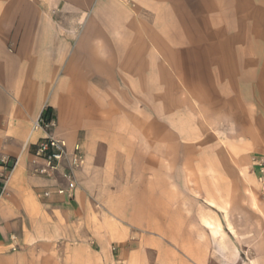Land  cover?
I'll return each instance as SVG.
<instances>
[{
	"label": "rangeland",
	"instance_id": "1",
	"mask_svg": "<svg viewBox=\"0 0 264 264\" xmlns=\"http://www.w3.org/2000/svg\"><path fill=\"white\" fill-rule=\"evenodd\" d=\"M172 2L48 9L75 32L81 63L96 46L101 71L94 85L80 87L81 105L91 129L104 133L97 140L117 148L108 189L129 192L134 224L139 206L156 203L155 191L161 212L174 210L161 215L163 230H129L127 241L108 231L112 264H126L118 262L121 248L130 264H264V183L255 169L259 162L264 173V102L250 81L259 71L249 70L264 62L263 29L256 33L248 16L223 21L201 0ZM108 218L117 224L121 216Z\"/></svg>",
	"mask_w": 264,
	"mask_h": 264
},
{
	"label": "crops",
	"instance_id": "2",
	"mask_svg": "<svg viewBox=\"0 0 264 264\" xmlns=\"http://www.w3.org/2000/svg\"><path fill=\"white\" fill-rule=\"evenodd\" d=\"M156 1L160 5L161 0ZM168 1L175 5V0ZM90 2L0 0V157L16 162L6 194L0 199V264H112L108 231L124 232L127 241L129 230L165 229L167 218L161 215L174 211L170 207L161 212L155 191L156 203L139 206L141 217L134 224L128 217L136 214L129 211V192L108 189V162L113 161L110 152L117 148L97 140L104 133L91 129L94 124L81 105L87 99L80 87L94 85L101 71L95 60L96 46L91 51L92 62L81 63L80 42L74 44L71 39L75 32L65 30L48 15L50 7L76 13L81 4ZM201 5L223 21L240 22L241 16H248L254 31L261 27L264 32V0H201ZM73 18L77 23L80 17ZM95 18L89 19V32L95 29ZM257 35L253 37H262ZM249 70L259 71L250 81L253 92H259L264 102V62L252 63ZM47 108L56 121L50 131L64 139L70 150L77 143L82 147L85 163L76 172L77 184L63 177L67 162L51 177L32 171L35 146L46 136L44 130L34 129V122ZM255 165L256 179L264 183L262 164ZM59 187H73V196L58 194ZM46 190L52 192L48 197ZM112 214L121 216L119 223L110 222ZM14 246L18 249L13 250ZM117 258L131 263L123 248Z\"/></svg>",
	"mask_w": 264,
	"mask_h": 264
},
{
	"label": "built area",
	"instance_id": "3",
	"mask_svg": "<svg viewBox=\"0 0 264 264\" xmlns=\"http://www.w3.org/2000/svg\"><path fill=\"white\" fill-rule=\"evenodd\" d=\"M55 126L56 121L52 116L45 117L42 115L34 122V129L44 130L46 136L41 138L35 146V159L32 171L36 175L51 177L58 171L63 162H67V171L63 173V177L69 182L77 184L76 172L85 163L82 147L77 143L70 150L64 139L50 131ZM15 165L16 162H12L8 156L0 157V199L6 194L7 185ZM51 193V190H46L44 195L48 197ZM57 193L72 197L74 188L59 187ZM16 249L17 246H14L13 250Z\"/></svg>",
	"mask_w": 264,
	"mask_h": 264
},
{
	"label": "trees",
	"instance_id": "4",
	"mask_svg": "<svg viewBox=\"0 0 264 264\" xmlns=\"http://www.w3.org/2000/svg\"><path fill=\"white\" fill-rule=\"evenodd\" d=\"M52 114V111H51V108H47L44 113H43V116L45 117H50Z\"/></svg>",
	"mask_w": 264,
	"mask_h": 264
}]
</instances>
